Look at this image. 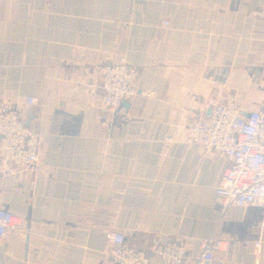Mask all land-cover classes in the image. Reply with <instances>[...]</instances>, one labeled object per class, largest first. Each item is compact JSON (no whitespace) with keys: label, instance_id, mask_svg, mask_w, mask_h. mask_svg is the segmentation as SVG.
I'll list each match as a JSON object with an SVG mask.
<instances>
[{"label":"crops","instance_id":"obj_1","mask_svg":"<svg viewBox=\"0 0 264 264\" xmlns=\"http://www.w3.org/2000/svg\"><path fill=\"white\" fill-rule=\"evenodd\" d=\"M120 57L135 92L103 130L98 70ZM217 105H264V0H0V107L40 135L38 166L0 178L20 219L0 264H107L113 231L146 254L185 239L184 264L214 231L211 264H264V210L219 219L226 162L178 125Z\"/></svg>","mask_w":264,"mask_h":264},{"label":"built area","instance_id":"obj_2","mask_svg":"<svg viewBox=\"0 0 264 264\" xmlns=\"http://www.w3.org/2000/svg\"><path fill=\"white\" fill-rule=\"evenodd\" d=\"M167 27L169 22L162 21ZM101 97L97 102L103 130L109 128V118L135 92L137 70L120 57L115 63L99 67ZM28 106L40 105L38 97L25 100ZM179 128L189 141L221 156L226 167L216 187V205L220 218L232 206H256L264 210V105L241 115L224 105L214 106L208 117L183 115ZM38 132L29 130L18 113L0 107V178L16 175L39 164ZM20 225V219L0 207V238ZM190 239V238H189ZM107 264H157L159 259L168 264H184L187 240H168L146 254L126 245L122 232L108 233ZM255 247L259 246L256 242ZM225 242L215 237L214 231L200 241L192 264H211L216 252Z\"/></svg>","mask_w":264,"mask_h":264}]
</instances>
